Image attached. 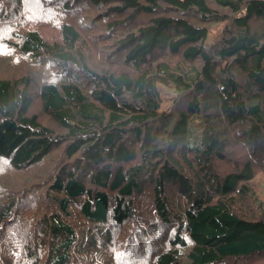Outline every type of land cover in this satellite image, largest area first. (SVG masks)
<instances>
[{
  "label": "trees",
  "instance_id": "obj_1",
  "mask_svg": "<svg viewBox=\"0 0 264 264\" xmlns=\"http://www.w3.org/2000/svg\"><path fill=\"white\" fill-rule=\"evenodd\" d=\"M58 1L0 0V264H264V0Z\"/></svg>",
  "mask_w": 264,
  "mask_h": 264
},
{
  "label": "rangeland",
  "instance_id": "obj_2",
  "mask_svg": "<svg viewBox=\"0 0 264 264\" xmlns=\"http://www.w3.org/2000/svg\"><path fill=\"white\" fill-rule=\"evenodd\" d=\"M51 1H52V4H49V5H51L52 7L48 8L46 10V12L47 13H56L58 11H61V10H56V4L59 1L58 0H51ZM57 15H59V14H57ZM54 16H56V15H54ZM79 17L80 18H77L78 20L76 19L77 22L75 20H73V22H74V24H76L77 28L82 33V37L84 39V42H86V44L88 43L92 47L94 45L90 42L89 38L93 37V36H97V35H102L103 33H105L107 31V28L104 26L105 24L103 22L96 20L98 15L89 16V14H87L86 12H79ZM91 24H93V26H91ZM94 25H96L98 28L96 33H94V31L92 29V28H94ZM41 27L44 31V36L48 42L62 44L60 29H58V25L56 23H54L49 16H47V15L43 16V20L41 22ZM102 45H103L102 42H101V45H99V44L97 45L100 49L99 55L101 57H102V55H106V52H104ZM91 59L93 60L94 64L98 65V63H99L104 68L107 64H105L103 62L107 61V63H108V60L103 61L102 58L101 59L98 58L96 60L93 55H91ZM0 71L10 72L9 67L7 65V60L5 58H0ZM35 75L37 77V80H36L37 84L42 85L43 81L41 79L39 70H37L35 72ZM37 84L35 82L36 87H37ZM50 164H51V162H49L45 165H41L38 169L31 168V170L27 171V173L23 172V173L17 174L14 179H16L18 181L21 180V181L25 182V184H26V188L25 187L21 188V190H19V191L21 192V191L25 190L26 192H28V194H30V192L33 191L32 190V186L34 183L33 178L35 179L36 176L43 177L45 171H47L50 168ZM14 179H12V180H14ZM256 182H258V184H259L258 189L263 190V193H264V174L258 175L256 178ZM25 191H23L22 195H24ZM129 238L133 239L134 235H132V234L129 235ZM142 238H143V236H142ZM146 239H148V238H146ZM144 245L149 246V241ZM130 246H131V248L133 247L132 248L133 250L125 249L123 254H122L121 259H122L123 264L133 263V261L137 259L138 255H140L139 253H134L136 251V249H139L136 246V244H133V245L130 244ZM139 247L141 248V246H139Z\"/></svg>",
  "mask_w": 264,
  "mask_h": 264
}]
</instances>
